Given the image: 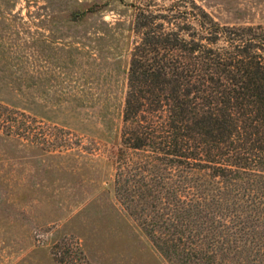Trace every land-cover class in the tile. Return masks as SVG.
I'll list each match as a JSON object with an SVG mask.
<instances>
[{
    "label": "rangeland",
    "instance_id": "rangeland-1",
    "mask_svg": "<svg viewBox=\"0 0 264 264\" xmlns=\"http://www.w3.org/2000/svg\"><path fill=\"white\" fill-rule=\"evenodd\" d=\"M193 1L264 25V0ZM172 5L0 0V264H172L116 190L136 16Z\"/></svg>",
    "mask_w": 264,
    "mask_h": 264
},
{
    "label": "trees",
    "instance_id": "trees-1",
    "mask_svg": "<svg viewBox=\"0 0 264 264\" xmlns=\"http://www.w3.org/2000/svg\"><path fill=\"white\" fill-rule=\"evenodd\" d=\"M190 1L136 16L116 190L172 264H264V25Z\"/></svg>",
    "mask_w": 264,
    "mask_h": 264
}]
</instances>
